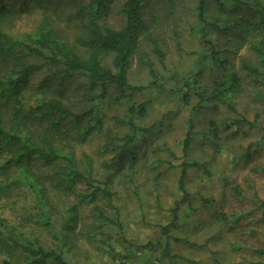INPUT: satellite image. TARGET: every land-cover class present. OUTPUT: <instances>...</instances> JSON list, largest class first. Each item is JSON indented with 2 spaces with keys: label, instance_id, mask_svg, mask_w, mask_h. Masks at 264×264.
Returning a JSON list of instances; mask_svg holds the SVG:
<instances>
[{
  "label": "trees",
  "instance_id": "1",
  "mask_svg": "<svg viewBox=\"0 0 264 264\" xmlns=\"http://www.w3.org/2000/svg\"><path fill=\"white\" fill-rule=\"evenodd\" d=\"M153 1L0 0V264H80L74 258L76 248L83 238L94 240L83 233L85 225L92 223L95 233L106 239L105 228L123 232L113 182L121 178L124 184H135V157L126 169L124 156L139 138L144 140L158 128L137 123L148 111L133 99L146 88H161L148 54L164 64L165 53L145 19ZM165 1L170 14L174 1ZM194 2L201 50L193 71L171 90L181 105L191 104V94L198 98L191 115L212 101L238 115L235 100L243 91L242 80L231 69L225 56L229 53L217 46L209 31L226 35L243 25L241 44L257 61L241 60L240 69L264 82V0ZM230 11L239 14L230 16ZM134 58L151 77L146 87L131 85ZM205 71L221 74L211 92L200 83ZM76 83L88 102L81 110L67 103V93ZM110 100L127 104L123 117H112L115 125L128 130L121 137L106 132L104 107ZM243 123L244 118L228 119L224 131L238 130ZM193 127L190 124L182 143L185 158ZM210 128L212 143L220 149L219 128L213 122ZM94 135L104 138L97 152L103 159L98 174L87 154H77V147ZM109 152L114 153L111 159L106 157ZM200 166L186 159L178 165L181 196L171 210V221L160 230L161 238L167 239L161 256L171 261L177 256L170 254L169 234L177 227L180 208L189 201L184 180L190 168ZM257 203L264 209L263 201ZM106 239L100 241L101 248L108 246L107 251L117 256L109 246L111 239Z\"/></svg>",
  "mask_w": 264,
  "mask_h": 264
},
{
  "label": "rangeland",
  "instance_id": "2",
  "mask_svg": "<svg viewBox=\"0 0 264 264\" xmlns=\"http://www.w3.org/2000/svg\"><path fill=\"white\" fill-rule=\"evenodd\" d=\"M173 1L170 14L166 11L167 1L155 0L145 15L152 25L151 32L162 46L165 60L161 66L148 52L161 77V88H146L133 98L137 103H144L148 111L147 117L137 123L146 127L156 124L158 128L144 140L139 138L124 156L126 169L135 157L134 169L138 171L135 184H124L121 178L113 182L123 232L105 228L102 232L109 236L106 239L97 235L88 222L83 233L91 234L94 240L89 242L83 238L76 248L74 258L80 264H264V209L257 203V200L264 202V82L261 77H257L259 82H256L240 69L241 60L256 64V56L247 45L241 44L243 25L226 35L210 30L209 37L229 53L225 56L244 86L235 100L238 115L215 101L199 114L191 115V107L198 98L191 94V104L181 105L179 96L171 89L174 83L180 86L181 79L193 71L194 60L201 50L195 29V2ZM238 14V11L229 13L230 16ZM212 15L213 8L209 12L211 18ZM143 49L148 50L145 46ZM220 76V73L205 71L200 83L211 92ZM129 79L131 85L146 87L151 77L146 67L134 58ZM82 90L76 83L66 96L67 103L77 110L84 109L88 103L82 99ZM126 108L125 101L110 100L105 105V127L110 136L121 137L128 133L112 120V117H123ZM238 118H244L247 123L238 130L232 127L224 131L226 120ZM211 122L219 128L220 149L212 143ZM190 124H194L191 151L185 158L182 143ZM102 142L103 135H94L77 147L78 155L84 153L92 159L96 174L101 173L103 159L97 152ZM113 156L110 152L106 155L109 159ZM185 159L201 166L190 168L184 180L189 201L180 208L177 227L169 234L170 254L177 256L171 261L161 256L167 239L161 238L160 230L171 221V210L180 199L178 165ZM103 239L107 243L111 239L109 246L117 256L107 251L108 246L101 248Z\"/></svg>",
  "mask_w": 264,
  "mask_h": 264
}]
</instances>
